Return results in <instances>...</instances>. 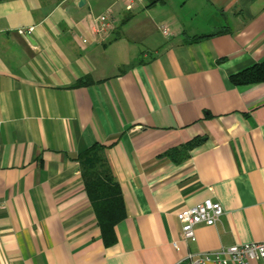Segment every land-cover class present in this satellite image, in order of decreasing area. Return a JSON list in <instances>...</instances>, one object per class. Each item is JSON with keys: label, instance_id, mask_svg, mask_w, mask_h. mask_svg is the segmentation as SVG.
Masks as SVG:
<instances>
[{"label": "crops", "instance_id": "1", "mask_svg": "<svg viewBox=\"0 0 264 264\" xmlns=\"http://www.w3.org/2000/svg\"><path fill=\"white\" fill-rule=\"evenodd\" d=\"M79 1L0 0V264H184L264 240V82L229 80L264 61V0ZM94 144L126 207L107 247L76 160ZM207 198L223 228L186 241L176 214Z\"/></svg>", "mask_w": 264, "mask_h": 264}, {"label": "trees", "instance_id": "2", "mask_svg": "<svg viewBox=\"0 0 264 264\" xmlns=\"http://www.w3.org/2000/svg\"><path fill=\"white\" fill-rule=\"evenodd\" d=\"M125 19L120 22L122 25ZM222 31L218 32L221 33ZM213 35V34H212ZM206 37L193 36L192 41ZM233 85H247L264 82V61L255 63L229 77ZM89 80L78 81L86 84ZM201 138L196 137L179 146L169 148L162 155L175 163L181 162L189 151L199 146ZM83 186L96 218L104 246L116 242L114 227L126 217V207L118 181L111 170L105 154V147L94 144L76 158Z\"/></svg>", "mask_w": 264, "mask_h": 264}, {"label": "built area", "instance_id": "3", "mask_svg": "<svg viewBox=\"0 0 264 264\" xmlns=\"http://www.w3.org/2000/svg\"><path fill=\"white\" fill-rule=\"evenodd\" d=\"M142 1L124 0V7L126 10H131ZM115 23L116 19L109 9L94 17V27L97 30L112 27ZM165 32L166 30L163 29V33ZM83 41L85 42V40ZM222 214L221 204L207 198L178 212L176 219L179 222L182 237L186 241L194 242V229L198 225L214 226L217 229H222ZM184 264H264V240L235 244L205 253L190 248Z\"/></svg>", "mask_w": 264, "mask_h": 264}, {"label": "water", "instance_id": "4", "mask_svg": "<svg viewBox=\"0 0 264 264\" xmlns=\"http://www.w3.org/2000/svg\"><path fill=\"white\" fill-rule=\"evenodd\" d=\"M83 3H84V0H80L78 5H79V6H82Z\"/></svg>", "mask_w": 264, "mask_h": 264}]
</instances>
